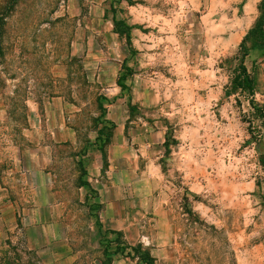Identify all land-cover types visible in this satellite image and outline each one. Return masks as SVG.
<instances>
[{
  "label": "rangeland",
  "instance_id": "374dc122",
  "mask_svg": "<svg viewBox=\"0 0 264 264\" xmlns=\"http://www.w3.org/2000/svg\"><path fill=\"white\" fill-rule=\"evenodd\" d=\"M90 13L83 0H0V206L24 196L25 173L32 170L28 190L39 194L45 217L64 222L65 258L55 264H264V245L249 243L254 237L235 242L201 204L192 210L205 198L192 197L185 166L173 161L163 167V182L176 229L163 253L154 241L131 249L101 228L88 177L104 145L106 98L118 91ZM235 41L157 37L148 43L190 44V52L159 51L146 60L166 77L190 64V140L202 146L195 154L219 161L207 166L211 188H218L219 179L228 189L242 184L232 208L245 210L264 203V143L258 111L252 113L247 92L233 87L240 57ZM258 60L252 53L243 59L249 71ZM35 160L43 164L39 177L34 164L27 167ZM204 167L195 166L199 178ZM206 202L215 207L220 198ZM22 216L0 209V264H48L47 245L26 244Z\"/></svg>",
  "mask_w": 264,
  "mask_h": 264
},
{
  "label": "crops",
  "instance_id": "0c3cea01",
  "mask_svg": "<svg viewBox=\"0 0 264 264\" xmlns=\"http://www.w3.org/2000/svg\"><path fill=\"white\" fill-rule=\"evenodd\" d=\"M83 1L94 11L89 16L95 21L97 38L103 37L105 41L103 54L110 68L115 70L114 84L118 91L106 98L104 145L98 149L96 165L88 177L93 181V198L101 228L128 245L154 241L160 245L159 253H163L176 229L175 209L167 194L168 186L163 182V167L173 161L185 166L184 182L192 197L201 195L206 199L195 201L192 210L203 208L202 212L215 218L220 229L235 242L245 236L255 238L249 242L253 246L264 245V203L250 205L245 210L242 205L232 208L235 205L232 198L236 202L243 195L242 184L228 189L219 179L218 188H211L213 174L207 166L219 161L210 160L201 152L195 154V149L202 146L196 147L190 140V64L183 62L176 68L175 76L166 77L146 60L147 54L159 51L190 52V44L155 46L148 43L157 37L181 36L189 41L192 34L236 38L238 47L258 18L261 0ZM113 19L124 22L128 41L117 31ZM262 33L263 43L248 48L245 55L252 53L259 60L251 71L244 61L243 64L253 78L252 94L247 93V101L252 113L258 111L256 117L259 116L258 126L262 129L260 135L264 143V118H261V111L264 112V19ZM120 74L123 77L118 79ZM33 164L36 175L41 176L42 162L28 161L27 167ZM200 165L205 167L199 178L194 170ZM31 172L25 173L24 196L2 203L0 209L9 210L10 215L23 214L26 244L32 248L47 245L46 262L55 264L65 258L64 222L58 216L45 217V206L39 194L28 190ZM213 197L220 198L218 206L206 202Z\"/></svg>",
  "mask_w": 264,
  "mask_h": 264
},
{
  "label": "trees",
  "instance_id": "16d2710c",
  "mask_svg": "<svg viewBox=\"0 0 264 264\" xmlns=\"http://www.w3.org/2000/svg\"><path fill=\"white\" fill-rule=\"evenodd\" d=\"M258 18L256 19L254 25L252 26L251 30L248 34L242 37L241 41L238 44V49L240 50V57L238 60V69L239 72L237 73V80L233 83V87L239 89V91L247 92L249 95L252 94L253 88V78L251 74L246 70V67L243 64V58L247 53L248 48L253 47L255 45H261L263 43V33H262V22L264 19V0H261L258 4ZM114 26L116 27L117 31L124 35L125 40L128 41V31L126 29V25L120 19H113ZM248 43V45H247ZM123 74L118 76V79H121ZM123 86V84H120ZM251 107L254 108V105L251 104ZM261 118H264V112L261 111ZM106 135V134H105ZM189 213V210H186ZM139 244H135L133 246H129L131 249H135V246ZM144 258L145 260H151V257L148 255L147 251H144ZM150 264V262L148 263Z\"/></svg>",
  "mask_w": 264,
  "mask_h": 264
}]
</instances>
